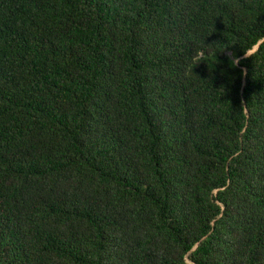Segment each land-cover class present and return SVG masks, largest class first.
Returning a JSON list of instances; mask_svg holds the SVG:
<instances>
[{"label":"trees","instance_id":"trees-1","mask_svg":"<svg viewBox=\"0 0 264 264\" xmlns=\"http://www.w3.org/2000/svg\"><path fill=\"white\" fill-rule=\"evenodd\" d=\"M0 264H264V0H0Z\"/></svg>","mask_w":264,"mask_h":264},{"label":"clouds","instance_id":"clouds-1","mask_svg":"<svg viewBox=\"0 0 264 264\" xmlns=\"http://www.w3.org/2000/svg\"><path fill=\"white\" fill-rule=\"evenodd\" d=\"M238 58L235 57V54H233V58L229 60L230 66H235L238 63Z\"/></svg>","mask_w":264,"mask_h":264},{"label":"water","instance_id":"water-1","mask_svg":"<svg viewBox=\"0 0 264 264\" xmlns=\"http://www.w3.org/2000/svg\"><path fill=\"white\" fill-rule=\"evenodd\" d=\"M258 45L256 46V49H257Z\"/></svg>","mask_w":264,"mask_h":264}]
</instances>
